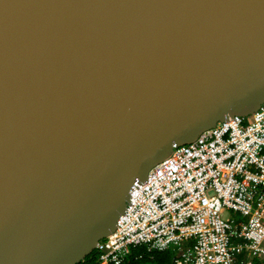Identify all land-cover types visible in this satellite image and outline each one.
<instances>
[{
  "label": "water",
  "instance_id": "obj_1",
  "mask_svg": "<svg viewBox=\"0 0 264 264\" xmlns=\"http://www.w3.org/2000/svg\"><path fill=\"white\" fill-rule=\"evenodd\" d=\"M264 104V0H0V264H76L135 181Z\"/></svg>",
  "mask_w": 264,
  "mask_h": 264
},
{
  "label": "built area",
  "instance_id": "obj_2",
  "mask_svg": "<svg viewBox=\"0 0 264 264\" xmlns=\"http://www.w3.org/2000/svg\"><path fill=\"white\" fill-rule=\"evenodd\" d=\"M135 248L171 250L173 264L264 259V104L173 144L132 184L115 230L93 251L99 264H122Z\"/></svg>",
  "mask_w": 264,
  "mask_h": 264
},
{
  "label": "trees",
  "instance_id": "obj_3",
  "mask_svg": "<svg viewBox=\"0 0 264 264\" xmlns=\"http://www.w3.org/2000/svg\"><path fill=\"white\" fill-rule=\"evenodd\" d=\"M173 255L171 250L148 253L144 248H135L130 250L122 264H173ZM246 260L244 255H240L237 264H244ZM76 264H99L98 255L92 251ZM251 264H264V259L253 258Z\"/></svg>",
  "mask_w": 264,
  "mask_h": 264
}]
</instances>
